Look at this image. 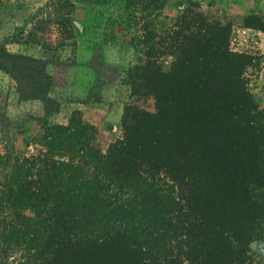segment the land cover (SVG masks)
<instances>
[{"label":"trees","instance_id":"trees-1","mask_svg":"<svg viewBox=\"0 0 264 264\" xmlns=\"http://www.w3.org/2000/svg\"><path fill=\"white\" fill-rule=\"evenodd\" d=\"M166 2L130 3L158 12ZM63 4L49 3L56 14ZM243 23L264 32L258 15ZM232 32L189 7L166 36L148 33L129 79L154 111L127 104L106 148L79 117L44 121L0 182V263L253 264L264 242V112Z\"/></svg>","mask_w":264,"mask_h":264},{"label":"rangeland","instance_id":"rangeland-1","mask_svg":"<svg viewBox=\"0 0 264 264\" xmlns=\"http://www.w3.org/2000/svg\"><path fill=\"white\" fill-rule=\"evenodd\" d=\"M51 1L0 0V155H10L9 164L0 165V182L15 155L31 149L44 121L79 117L106 148L122 136L127 104L153 112L154 100L135 95L129 72L145 61V36H166L189 7L232 25L230 48L252 58L244 78L264 112V32L243 23L250 15L264 20V0H167L158 12L142 11L132 0H68L60 14ZM67 14L70 23L55 24ZM250 255L253 264H264V242Z\"/></svg>","mask_w":264,"mask_h":264}]
</instances>
